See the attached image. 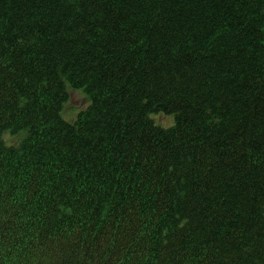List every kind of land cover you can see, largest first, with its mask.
I'll return each instance as SVG.
<instances>
[{
  "label": "trees",
  "instance_id": "obj_1",
  "mask_svg": "<svg viewBox=\"0 0 264 264\" xmlns=\"http://www.w3.org/2000/svg\"><path fill=\"white\" fill-rule=\"evenodd\" d=\"M0 264H264V0H0Z\"/></svg>",
  "mask_w": 264,
  "mask_h": 264
},
{
  "label": "rangeland",
  "instance_id": "obj_2",
  "mask_svg": "<svg viewBox=\"0 0 264 264\" xmlns=\"http://www.w3.org/2000/svg\"><path fill=\"white\" fill-rule=\"evenodd\" d=\"M68 102L69 103L67 104L65 109H63L62 111V116L66 120L73 121L76 118V114H78L80 110H84L88 106L89 99L85 93L79 90H71L70 100ZM82 107L83 109H81ZM158 119L160 122H162L165 125H168L171 123V118L169 116L161 115L159 116Z\"/></svg>",
  "mask_w": 264,
  "mask_h": 264
}]
</instances>
